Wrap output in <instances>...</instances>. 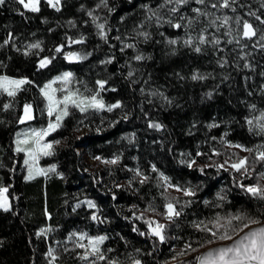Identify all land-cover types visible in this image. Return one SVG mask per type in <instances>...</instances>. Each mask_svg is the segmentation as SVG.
<instances>
[{
  "label": "trees",
  "instance_id": "obj_1",
  "mask_svg": "<svg viewBox=\"0 0 264 264\" xmlns=\"http://www.w3.org/2000/svg\"><path fill=\"white\" fill-rule=\"evenodd\" d=\"M68 71L72 91L105 107L71 106L40 159L51 169L28 178L15 137L47 126L41 89ZM0 75L28 81L0 92V187L11 200L0 209V264H197L206 246L230 240L225 231L264 221V198L246 191L264 188V0H41L39 11L5 0ZM25 104L34 118L22 123ZM169 203L179 216L168 218ZM157 213L168 220L163 242ZM78 234L107 238L92 254Z\"/></svg>",
  "mask_w": 264,
  "mask_h": 264
},
{
  "label": "snow or ice",
  "instance_id": "obj_2",
  "mask_svg": "<svg viewBox=\"0 0 264 264\" xmlns=\"http://www.w3.org/2000/svg\"><path fill=\"white\" fill-rule=\"evenodd\" d=\"M179 3H186L187 0H178ZM200 3H203V0H199ZM5 3V0H0V5H3ZM19 3L23 5L25 8H29L31 11H39L38 4L39 0H28L26 3L25 0H19ZM48 3L53 6L57 7V5L60 3V0H48ZM223 6H228V0H223ZM59 10V9H57ZM175 11V9H173ZM196 11H199L198 9ZM91 15V13H89ZM224 23H227V18H225ZM99 28L103 29L104 25L100 24L98 25ZM175 27H180L179 24L175 25ZM244 32L243 35L246 37H252L256 35V31L253 28V26L250 23L245 22L244 25ZM103 35V33H102ZM145 35H147L145 33ZM203 40V38H201ZM77 43L80 41H76ZM172 43H175V41H172ZM190 43V41H188ZM31 48H39V44H33L30 45ZM200 49L197 48L196 51H199ZM59 51V49H57ZM72 57L80 58L77 54L73 53L71 54ZM136 59H142V57L137 56ZM50 61L47 60H41L40 67H44L46 63ZM71 76V73H65L63 77H57V79L62 80H68ZM194 79L197 77H193ZM28 83L27 80H10L8 77H0V89L7 91L8 95L12 96L15 95V91H10L9 87L14 85L15 88H19L21 85ZM103 88V85L105 82L101 81L98 82ZM51 85H46L45 88H50ZM43 91V90H42ZM55 91V90H53ZM44 95L47 97L49 101L48 106V114L51 116L54 112H56V122L55 123H49L48 129L42 130L41 132H34L33 135L37 137L36 143L39 145V140L43 138V136L48 135L50 131H54L57 127L60 126V121L64 116L68 115V106L69 104L79 108L81 112H84L87 110L88 107H93L97 109H102L105 107L102 100L97 99V96H92L90 98L85 97L79 101L74 98L76 95L75 93H69L68 95H65L62 99H56L53 95H50L48 92H44ZM118 105H112L108 107V110L111 111L113 107H117ZM31 106L27 105L25 106V115L27 119H31L30 115ZM252 122L249 121V124ZM154 127H160V125H153ZM261 128L264 129V125H261ZM26 142V141H25ZM19 143V142H18ZM58 143V141H57ZM51 144H45L43 145V148L51 149ZM237 147H241L240 145H237ZM247 150V149H246ZM17 151H24V149L17 148ZM45 155H48L49 152H44ZM260 159H264V152L259 153ZM118 159V158H117ZM107 163H116V159L111 161H106ZM27 163V160L25 161ZM194 163V161H193ZM247 163V158L242 159L238 164H233L232 167L235 168L237 171H239L241 168H244ZM191 166V164L189 165ZM222 167V165H221ZM153 170L155 171V166L153 165ZM264 175V174H262ZM161 176L163 174L161 173ZM31 178V176H29ZM165 181L168 180L167 177H163ZM147 179V177H145ZM143 182V181H142ZM243 187V185H241ZM182 190V189H178ZM185 191L186 195H194L191 191V189L183 190ZM247 192L251 193L253 196H259L264 198V188H262L259 184L248 186L246 189ZM7 192L6 188L0 189V208H3L4 210H8V203L7 198L3 197V193ZM89 207H95L92 202H89ZM168 212V218L172 219L175 216H179L180 212L175 210V206L171 203H169L167 206ZM93 219H96L95 216H93ZM231 219L235 220H241L242 217L237 215L232 217ZM229 224H231V220L228 221ZM251 223H259V221L250 220L248 223H245L242 228L239 229V231H243V228H248L249 224ZM152 221H149V226L151 227ZM165 225L157 223L156 227L152 229V232L154 235H156L161 242L165 240V236L163 234V229ZM199 227V225H197ZM217 227H222V225L219 224V221H217ZM205 230L211 231V229H208L205 227ZM43 231V230H42ZM235 231V229H234ZM215 236L216 233H213ZM83 239V237H81ZM107 237H93L89 238V243L92 245V254L99 253L100 249L97 246L98 244L102 243ZM219 239H232V237L228 234L227 231H225L222 235L219 236ZM80 247H85L84 245H80ZM187 248H191V245H187ZM183 253H181L182 255ZM49 256H52L51 250L48 253ZM87 255V254H86ZM54 259V257H53ZM99 259H104L102 255L99 256ZM199 264H264V227H259L254 230L248 231L244 236L240 237L239 239L235 240L231 245L220 247L217 249H213L209 251L206 255L198 257ZM136 264H140L139 261H136Z\"/></svg>",
  "mask_w": 264,
  "mask_h": 264
},
{
  "label": "rangeland",
  "instance_id": "obj_3",
  "mask_svg": "<svg viewBox=\"0 0 264 264\" xmlns=\"http://www.w3.org/2000/svg\"><path fill=\"white\" fill-rule=\"evenodd\" d=\"M61 1L62 0H60V3H61ZM25 2L27 3L28 0H25ZM40 3H41V0H39L38 8L40 6ZM60 3L57 6H59ZM27 9H29V8H27ZM45 60L50 61L48 59H45ZM65 73H71V72L70 71L63 72L62 74H58V75H56V77H53L50 80H48V82H46L45 85L43 86V88L41 89V92L43 93V95H44V92H48L50 95H53L56 99H62L65 95H68L69 93H75L76 95L74 96V98L77 99V101L85 98V97H82V96L78 95L77 92L72 91V87H71L72 86V80H71L72 74L69 77V79L66 80V81L65 80H62V79H57V77H63ZM0 77H8L10 80H21V79L25 80L22 77L21 78H18V77H13V76H10V75L9 76H7V75H0ZM23 85H21L18 89L15 88L14 85H12V86L9 87V90L16 92L17 90L21 89ZM46 85H51V87L50 88H45ZM53 90H55V91H53ZM0 92H6V93H8L7 91H4L2 89H0ZM44 97L46 99V104H48V106H49V101H48L47 97L45 95H44ZM27 105H30V104H25V106H27ZM30 106H31L30 115H31V119H33L34 118L33 117V106L32 105H30ZM48 106H47V108H48ZM71 106L74 107L73 105L69 104V106H68V113H69V109H70ZM90 108H93V107H90ZM56 114L57 113L54 112L51 115V117H50L51 120L48 122L47 126L42 127V129H34L33 130L29 126H24L20 130L19 134H17V136L15 137V146H16V149L18 147L21 148V149H24V151H21V152L25 153L24 164H26V176L28 178H29V176H31V178H33V177L37 176L38 174L45 173L49 169H51V167H52V166H49V167L43 166L42 164H40V159L43 156L44 157L47 156V155L44 154V152H49L50 153V150L51 149L43 148V145H45V144H51L52 147H53V142L50 141V140H48L47 137L52 132H54L58 127L54 131H50L48 133V135L43 136V138L39 140V145H37V143H36L37 137H35L33 135V133L34 132H41L42 130L48 129V125H49L50 122L51 123H55L56 122ZM65 117L66 116H64L61 121H63V119ZM31 119H27L26 118V115H25V107H24V112H23V115H22L21 122L23 123V122L29 121ZM84 132H86V131L84 130ZM235 153H236L237 157L234 154L232 155L233 157H235V159H234L235 162H240L242 159H244L246 157V155H245L246 152L245 151L239 150V152H235ZM241 156H243V157H241ZM26 160H27V163H25ZM231 162H233V161H231ZM3 188H6L7 189L6 186L0 187V189H3ZM170 191H171V194L172 193H178L177 191L175 192V190H173V189H171ZM2 195H3V197H6L7 198L8 209H9L11 207V200H10V197L8 195V189H7V192L3 193ZM0 209H3V208H0ZM150 217L154 221L153 228L156 227L157 223L163 224V225L166 224V223H168V220H165L161 216V214H159V213H157L156 215H152L151 214ZM78 236H79L80 240H84L85 238L86 239L88 238L87 239V243L89 244V248L92 251V245L89 243V238H93V237H88V236L86 237V235H82V234H78ZM81 237H83V239ZM99 237H101V236H99ZM102 237H104V236H102ZM219 242L217 241V243H219ZM224 242H228V241H224ZM217 243L210 244V245H208L206 247L215 245ZM97 246L100 247V244H98ZM206 247L204 249H206ZM201 252H202V250H201Z\"/></svg>",
  "mask_w": 264,
  "mask_h": 264
},
{
  "label": "water",
  "instance_id": "obj_4",
  "mask_svg": "<svg viewBox=\"0 0 264 264\" xmlns=\"http://www.w3.org/2000/svg\"><path fill=\"white\" fill-rule=\"evenodd\" d=\"M259 227H264V221L262 223H257V224H253L251 227L243 230L242 232H240V234H238L237 236L233 237L232 239H230L228 242H219L215 245L206 247V249L202 250V252H200V254L198 255V257L204 256L206 255L209 251L213 250V249H217L220 247H225V246H229L231 245L235 240L239 239L240 237L244 236L248 231L250 230H254L257 229ZM197 257V258H198ZM197 264H199V260L197 259Z\"/></svg>",
  "mask_w": 264,
  "mask_h": 264
}]
</instances>
